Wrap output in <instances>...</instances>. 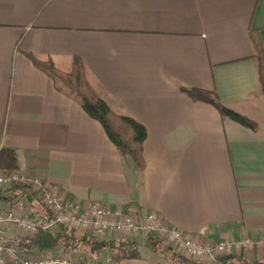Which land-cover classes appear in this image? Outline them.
Returning <instances> with one entry per match:
<instances>
[{
  "label": "crops",
  "instance_id": "0c3cea01",
  "mask_svg": "<svg viewBox=\"0 0 264 264\" xmlns=\"http://www.w3.org/2000/svg\"><path fill=\"white\" fill-rule=\"evenodd\" d=\"M254 33L264 48V0H0V152L15 151L21 171L81 206L130 205L199 241L264 238ZM31 54L66 71L80 59L111 109L144 126L142 171ZM193 89L215 92L257 132L184 93ZM244 259L264 264V251ZM120 264L161 261L141 254Z\"/></svg>",
  "mask_w": 264,
  "mask_h": 264
},
{
  "label": "built area",
  "instance_id": "2783aa9c",
  "mask_svg": "<svg viewBox=\"0 0 264 264\" xmlns=\"http://www.w3.org/2000/svg\"><path fill=\"white\" fill-rule=\"evenodd\" d=\"M15 185L27 187L46 212L36 211L26 195L14 193L7 196L4 189ZM8 226L16 234H8ZM55 226H69L83 235L101 240L138 239L153 237L164 242L177 254L189 260L217 264L219 257L264 251V238L223 240L208 242L196 240L184 231L170 226L161 216L145 213L133 206L112 209L100 202L81 206L47 180L19 170L0 169V264H113L112 257L102 260L72 259L63 252L38 250L33 240L40 232H49Z\"/></svg>",
  "mask_w": 264,
  "mask_h": 264
},
{
  "label": "trees",
  "instance_id": "16d2710c",
  "mask_svg": "<svg viewBox=\"0 0 264 264\" xmlns=\"http://www.w3.org/2000/svg\"><path fill=\"white\" fill-rule=\"evenodd\" d=\"M253 40L257 50L255 60L261 92L264 95V48L257 34H253ZM30 59L35 66L45 72L54 82L56 89L67 97L76 101L85 112L93 119L99 121L104 127L111 141L117 146L120 154L128 158L135 169L142 171L145 167L144 143L147 131L134 119L114 112L101 92L93 85L89 78V72L80 59H75L69 71L57 67L49 57L31 54ZM184 93L194 101L205 102L214 106L224 119L231 120L243 127L257 132V124L248 117L232 110L223 104L215 92L205 90H184ZM0 169L13 171L19 170L18 157L15 151L3 149L0 152ZM7 196L14 193L27 195V187L15 185L3 190ZM33 196H36L33 193ZM36 211L46 212L40 204H34ZM38 250H58L65 247L73 252L81 253L85 258L102 260L106 256L112 257L113 264H120L124 259H139V246L144 244L167 264H205L189 260L177 254L171 247L156 238L147 236L143 242L136 239L101 240L81 234L72 230L69 226H61L59 231L53 229L49 232H40L33 240ZM217 264H250L244 258L236 255L219 257ZM257 264V263H253Z\"/></svg>",
  "mask_w": 264,
  "mask_h": 264
},
{
  "label": "rangeland",
  "instance_id": "374dc122",
  "mask_svg": "<svg viewBox=\"0 0 264 264\" xmlns=\"http://www.w3.org/2000/svg\"><path fill=\"white\" fill-rule=\"evenodd\" d=\"M3 170V169H1ZM7 171V170H5ZM26 199L30 202H33L35 200V198L33 196H30V195H26ZM54 228L56 229H59L60 226H55ZM53 228V229H54ZM144 239V238H143ZM140 248V247H139ZM139 250V253L140 254H144V255H147L148 257L154 259V260H158L159 262L161 261V264H167L163 259H161L160 257H157L156 254L148 247L146 246H142ZM82 260V259H81Z\"/></svg>",
  "mask_w": 264,
  "mask_h": 264
}]
</instances>
